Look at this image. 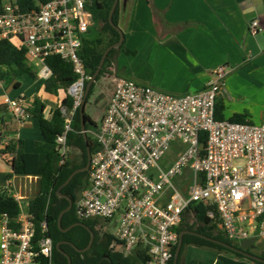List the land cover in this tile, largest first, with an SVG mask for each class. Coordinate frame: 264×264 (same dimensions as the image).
I'll use <instances>...</instances> for the list:
<instances>
[{
	"label": "built area",
	"instance_id": "1",
	"mask_svg": "<svg viewBox=\"0 0 264 264\" xmlns=\"http://www.w3.org/2000/svg\"><path fill=\"white\" fill-rule=\"evenodd\" d=\"M92 2L34 0L27 10H21L18 0L0 2V40L24 48L38 78L45 82L52 75L50 55L71 62L77 73L68 88L73 106L62 107L65 125L57 137L61 164L69 157L67 133L91 78L80 51L95 26ZM250 26L258 34V19ZM228 73L226 64L219 65L199 91L187 94L163 91L120 74L95 133L88 184L74 203L81 221L101 217L118 224L117 251L143 250L148 264H172L177 227L195 202L214 207L208 215L218 213L219 227L231 240L253 238L264 251V122L216 118V102L225 93ZM0 89H6L1 78ZM3 93L4 103L21 124L28 116L25 97ZM170 149L175 156L162 166ZM187 170L192 175L183 184ZM19 177L31 175L11 173L8 178L6 187L19 202V213L0 218V264L42 260L53 264L47 221H37L30 200L21 194Z\"/></svg>",
	"mask_w": 264,
	"mask_h": 264
},
{
	"label": "crops",
	"instance_id": "2",
	"mask_svg": "<svg viewBox=\"0 0 264 264\" xmlns=\"http://www.w3.org/2000/svg\"><path fill=\"white\" fill-rule=\"evenodd\" d=\"M120 1L119 27L127 48L134 51L119 52L116 66L121 75L163 91L187 94L199 91L215 68L226 64L228 88L217 99L224 103V116L246 113L249 122L264 120V0ZM253 19L259 21L258 34L251 32ZM44 83L28 74L13 75L10 82H5L11 97H25L28 116L22 118L21 124L4 103V91L0 89V178H5L2 186L7 185L12 173L15 153L1 150L10 141L22 139L23 150L32 152L36 143L44 139L39 120L30 110L34 101L40 99L46 104L45 116L50 118L66 96L47 112L49 106L43 97L51 94L45 91ZM210 251L208 264H225L220 253Z\"/></svg>",
	"mask_w": 264,
	"mask_h": 264
},
{
	"label": "trees",
	"instance_id": "3",
	"mask_svg": "<svg viewBox=\"0 0 264 264\" xmlns=\"http://www.w3.org/2000/svg\"><path fill=\"white\" fill-rule=\"evenodd\" d=\"M2 0H0L1 2ZM45 2L47 0H39ZM115 0H93L91 10L95 20V28L84 38L80 55L83 58L87 72L92 76L97 70L104 51L106 48L121 38L119 30L114 27L109 19L110 11ZM21 10H27L34 5V0H18ZM120 2L118 3L113 21L119 26ZM134 53L128 49L124 42L112 48L104 62V65L97 76L98 80L102 74L112 66L117 65V56L119 52ZM47 63L52 69V75L45 81V91L48 94L57 96L61 90H65L67 95L62 104L52 111L50 118L45 116L46 104L40 99H36L31 107L34 117L39 120L40 128L44 139L36 143L32 152L23 150V140L15 139L10 141L1 153H15L12 161V173L17 175H32L39 179V189L33 198L30 199L31 210L35 212L37 221L46 219L48 224V234L53 239V264H69L68 257L58 248L60 247L71 258V264H148L149 256L143 250L125 254L119 252L115 248V235L109 231L100 230L97 227L99 223L96 219H88L81 221L75 213V206L65 212L62 217V226L67 228L77 222H84L95 233L92 246L86 251H79L78 248H85L91 240L90 230L80 224L72 226L69 230L63 231L58 223V218L62 210L69 205V200L60 193L72 198L74 203L79 197L82 190L88 184L89 169L78 172L72 180L63 186L58 192L60 186L67 180L70 174L77 168L83 167L88 161V144L82 132L80 105L76 108L73 119L71 121V129L67 133V141L70 147H75L81 152L79 161H71L67 159L63 164L60 163V155L57 150V137L64 131L65 117L62 107L71 108L74 98L68 93L69 86L77 79V73L71 62L57 55H50ZM28 74L32 78L37 79V69L28 61L26 50L9 39L0 40V78L5 82H10L13 75ZM89 81V80H88ZM87 81V83H88ZM86 83V85H87ZM16 85H20L17 82ZM94 83L91 87V91ZM91 91L87 97L86 103L91 95ZM225 106L222 100L216 102V118L226 119L223 114ZM86 115V129L89 125H96V122ZM231 121L247 122L248 115L246 113H234L228 118ZM89 139V147L91 153L94 151L97 141L96 137ZM202 142H206V135L202 133ZM11 176V173L8 177ZM214 209L213 206L203 202L192 203L184 213V217L177 231L180 234L183 230H191L199 234L212 237L217 240L233 244L224 231L219 227L220 218L215 211L214 217L208 215V211ZM7 213L11 217L19 213V202L10 194L9 188L0 187V218ZM74 245H72L71 243ZM236 246H240L237 242ZM195 245L205 247L220 253L219 257L225 264H251L256 261L260 264L264 262L257 261L241 252L234 251L225 245L207 239L201 235L193 233H185L183 236V244L177 258V264H183L182 256L184 248L187 245ZM178 245V244H177ZM177 245L174 247L175 261ZM230 252L235 257H230L221 253ZM264 258V254L262 255ZM41 264H47L45 260ZM192 264H197L192 261Z\"/></svg>",
	"mask_w": 264,
	"mask_h": 264
},
{
	"label": "rangeland",
	"instance_id": "4",
	"mask_svg": "<svg viewBox=\"0 0 264 264\" xmlns=\"http://www.w3.org/2000/svg\"><path fill=\"white\" fill-rule=\"evenodd\" d=\"M120 2V6L122 4V1ZM95 28V27H94ZM93 28V29H94ZM126 46V44H125ZM127 47V46H126ZM123 53H126L125 51H122ZM126 75V74H122ZM120 70H118L116 65H112L106 73L102 74L101 77L98 80H95L94 82V87L91 91V95L86 103L85 106V112L92 118L93 121L96 122V125H89L88 128V137L90 136L91 138L95 137V133H97L100 129L101 126V121L103 118V115L107 109L109 99L113 93L114 87L116 85L117 79L120 77ZM228 77L226 79L227 85L226 89L228 88ZM34 82V81H33ZM44 82V80H42ZM37 81L35 82V84ZM41 86V84H40ZM6 91V89H3ZM67 95V92L65 90H61L59 92V95L57 96H52V95H45L44 94V99H46V103L49 106L47 109V112L49 111L50 107L58 106V104L61 103V99ZM254 110V108H253ZM264 120H254L252 123L255 124H261L263 123ZM81 156V152L75 148V147H70L69 149V157L68 159L71 161H79ZM175 156V153L172 151V149L168 150L162 159L161 165L164 166L167 163H169ZM191 172L190 170H187L185 175L182 177V183L186 182L189 183V180L191 178ZM4 179L5 178H0V187L2 184H4ZM193 180V179H192ZM184 184V183H183ZM19 186L21 190L22 196L25 198V200H30L31 198L34 197V195L37 193L39 189V179L38 177L31 176V177H19ZM99 223L97 224V227L100 230L103 231H109L111 233H115L118 224L114 221H105L104 218L98 217L96 219ZM234 245H237V242H233ZM241 243V242H240ZM239 243V244H240ZM261 243V242H260ZM259 242H256L255 248L251 249L249 248L248 251L257 255V256H262L264 254L263 248L260 245ZM210 249L205 248V247H194L193 245L191 246H185L183 256H182V261L187 264H190L192 260H195L197 262H202L203 264H208L210 261ZM226 255L230 256H235L234 254L230 252H225ZM252 264H260L256 261H251ZM184 264V263H183Z\"/></svg>",
	"mask_w": 264,
	"mask_h": 264
},
{
	"label": "water",
	"instance_id": "5",
	"mask_svg": "<svg viewBox=\"0 0 264 264\" xmlns=\"http://www.w3.org/2000/svg\"><path fill=\"white\" fill-rule=\"evenodd\" d=\"M119 1H120V0H115V1H114L113 6H112L111 11H110L109 19H110L111 24L119 30V32H120V34H121V38H120V40H119L118 42H116V43H114V44L108 46V47L106 48V50L104 51V54H103V56H102V59H101V61H100V64H99L97 70H96L95 73L91 76V78L89 79V81H88V83H87V86H86V89H85V93H84V96H83V100H82L81 105H80V115H81V124H82L81 127H82V132H83V135H84V137H85V140H86V142H87V144H88V161H87V164H86L85 166H83V167H79V168L75 169V170L70 174V176H69V177L67 178V180L63 183V185L60 186V188L58 189V192H60L61 188H62L63 186H65V185H67V184L72 180V178H73L78 172L83 171V170H88L89 167H90V163H91V151H90V147H89V139H88V134H87V129H86V115H85V113H86V112H85L86 100H87V97H88V95H89V92H90V89H91L93 83L95 82L97 76L99 75V73H100V71H101V69H102V67H103V65H104V62H105V60H106V58H107V56H108L109 51H110L112 48H114V47H118V46H120V45L124 42L125 35H124L123 30H122L118 25H116V24L114 23V21H113V15H114L115 9H116V7H117ZM60 194H61L62 196H65V197L69 200V205H68L64 210H62V212L60 213L59 218H58V223H59V226L61 227V226H62V225H61V224H62V217H63V215H64L65 212H67V211H69L70 209H72V207H73V205H74V201L72 200L71 197H69V196H67V195H65V194H62V193H60ZM76 224H80V225H83V226L87 227V228L90 230V232H91V240H90L88 246L85 247V248H82V249L76 247L77 250H79V251H86V250H88V249L92 246L93 241H94V238H95V233H94V231H93V230H92L87 224H85L84 222H81V221H80V222H77V223H75V224H73V225L67 227V228H63V227H61V229H62L63 231H67V230H69L72 226H74V225H76ZM185 233H193V234L201 235V236H203V237H205V238H207V239H211V240L217 241V242H219V243L225 245L226 247H228V248H230V249H232V250H234V251L241 252V253H243L244 255H246V256H248V257H251V258H253V259L257 260V261L264 262V258H263L262 256H257V255H255V254H253V253L247 251L249 248H251V249L255 248V243H254V239H253V238L245 239V240H243V241L241 242L240 246H236V245L229 244V243L224 242V241H221V240L214 239V238H212V237H208V236H205V235L199 234V233L194 232V231H191V230H183V231L179 234V241H178V245H177V250H176V256H175L174 264H177V258H178V255H179V253H180V250H181V247H182V244H183V236H184ZM69 243H71V242H69ZM60 244H61V242L58 243V248H59V250H60L62 253H64V254L68 257V259H69V264H71V258H70V256H69L65 251H63V250L61 249ZM71 244L74 245L73 243H71ZM74 246H75V245H74Z\"/></svg>",
	"mask_w": 264,
	"mask_h": 264
},
{
	"label": "clouds",
	"instance_id": "6",
	"mask_svg": "<svg viewBox=\"0 0 264 264\" xmlns=\"http://www.w3.org/2000/svg\"><path fill=\"white\" fill-rule=\"evenodd\" d=\"M88 132V131H87ZM241 244V243H240ZM256 245V244H255ZM248 251V250H247Z\"/></svg>",
	"mask_w": 264,
	"mask_h": 264
},
{
	"label": "flooded vegetation",
	"instance_id": "7",
	"mask_svg": "<svg viewBox=\"0 0 264 264\" xmlns=\"http://www.w3.org/2000/svg\"><path fill=\"white\" fill-rule=\"evenodd\" d=\"M250 251V250H249Z\"/></svg>",
	"mask_w": 264,
	"mask_h": 264
}]
</instances>
